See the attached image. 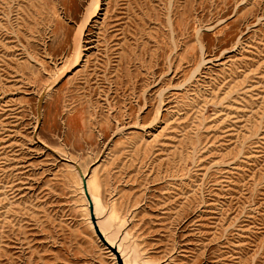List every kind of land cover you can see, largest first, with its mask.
I'll return each mask as SVG.
<instances>
[{"label":"rangeland","instance_id":"1","mask_svg":"<svg viewBox=\"0 0 264 264\" xmlns=\"http://www.w3.org/2000/svg\"><path fill=\"white\" fill-rule=\"evenodd\" d=\"M60 77L127 264H264V0H0V264H117Z\"/></svg>","mask_w":264,"mask_h":264},{"label":"water","instance_id":"2","mask_svg":"<svg viewBox=\"0 0 264 264\" xmlns=\"http://www.w3.org/2000/svg\"><path fill=\"white\" fill-rule=\"evenodd\" d=\"M61 79V77L58 79V80H55V81H52L50 83V85L41 93V95H39L38 97V102H37V125H36V128L34 130V138L37 140V142L47 151H49L50 153H52L54 156H56L60 161H63V162H67L69 163L70 165H72L75 170L77 171L78 175L80 176L81 178V181H82V187H83V190H84V193L88 199V202H89V210H90V217H91V220H92V223H93V229L95 231V234L97 235V237L99 238V240L104 244L106 245L114 254L115 258H116V262L117 264H127V260L124 259L123 255H122V252L121 250L119 249V246L118 245H114L113 243H110L108 242V239L106 238V235L103 234V232L101 231L97 221H96V216L94 215V207H93V204L91 202V199H90V195H89V192L87 190V186H86V181L88 179V177L90 176V173H91V170L92 168H89L86 172V174L84 175L82 173V169L79 167V165L74 162V161H71L70 159H67V158H62L60 156H58V154L52 149L50 148L49 146L43 144L41 141L38 140L37 138V131L40 127V124H41V121H42V105H43V101H44V98L46 97L47 93L50 91V88H53L58 82L59 80ZM113 139V137L110 139V141ZM109 141V142H110ZM109 142L107 143V145L109 144ZM106 145V146H107ZM105 150V149H104ZM104 152V151H103Z\"/></svg>","mask_w":264,"mask_h":264},{"label":"bare ground","instance_id":"3","mask_svg":"<svg viewBox=\"0 0 264 264\" xmlns=\"http://www.w3.org/2000/svg\"><path fill=\"white\" fill-rule=\"evenodd\" d=\"M82 173H83L84 175L86 174V172L84 173L83 171H82ZM91 174H92V173H91ZM91 174H90V176H91ZM90 176H89V177H90ZM89 177H88V179H89ZM88 179H87V181H88ZM87 181H86V186H87V190H88L89 195H90L91 202H92V204H93V206H94V215L97 216L98 213L101 211V208H100L98 211L95 212V200H96V199L93 198V195L90 193V188H89V185H88ZM107 221H108V222L111 221L110 218H109V215L107 216L106 222H107ZM106 222H105V223H106ZM104 225H105V224H104ZM99 227H100V225H99ZM100 229H101V231H102L103 227L101 226ZM103 234H104V233H103ZM97 238H98V237H97ZM98 239H99V238H98ZM108 242H109V240H108ZM109 243H110V242H109ZM111 243H112V242H111ZM111 243H110V244H111ZM111 245H112V244H111Z\"/></svg>","mask_w":264,"mask_h":264}]
</instances>
